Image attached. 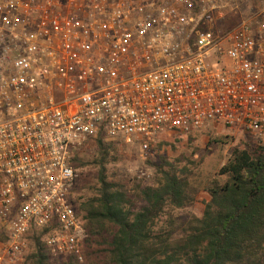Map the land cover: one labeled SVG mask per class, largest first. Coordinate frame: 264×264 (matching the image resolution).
Instances as JSON below:
<instances>
[{
	"label": "built area",
	"instance_id": "built-area-1",
	"mask_svg": "<svg viewBox=\"0 0 264 264\" xmlns=\"http://www.w3.org/2000/svg\"><path fill=\"white\" fill-rule=\"evenodd\" d=\"M0 0V264L34 229L83 261L74 160L100 136L150 150L222 125L264 144V0Z\"/></svg>",
	"mask_w": 264,
	"mask_h": 264
},
{
	"label": "trees",
	"instance_id": "trees-1",
	"mask_svg": "<svg viewBox=\"0 0 264 264\" xmlns=\"http://www.w3.org/2000/svg\"><path fill=\"white\" fill-rule=\"evenodd\" d=\"M94 143L98 189L79 211L90 240L108 244L110 264H264V145L235 150L202 187L186 168L164 163L153 185L127 189L108 176L115 142L100 136ZM189 207L196 212H184ZM51 231L30 232L27 264H51L43 241ZM61 264L79 263L70 256Z\"/></svg>",
	"mask_w": 264,
	"mask_h": 264
},
{
	"label": "rangeland",
	"instance_id": "rangeland-1",
	"mask_svg": "<svg viewBox=\"0 0 264 264\" xmlns=\"http://www.w3.org/2000/svg\"><path fill=\"white\" fill-rule=\"evenodd\" d=\"M258 0H247L238 7L229 10L225 21L218 23V29L233 27L238 20L247 16L258 7ZM95 140L84 145L76 156L74 167L78 174V180L73 191L78 211L81 202L92 197L97 192L98 168L92 164L96 156ZM258 145H264L254 136L237 129H228L222 125H212L199 132L187 135L172 134L160 136L151 146L150 150L142 152L138 142L115 143L117 150L116 161L107 165L109 179L124 185L127 189L135 186L153 185L157 179V166L168 163L186 168L192 183L202 187L214 174L226 165L235 150H251ZM206 195L200 192L201 198ZM184 212H196L195 207H189ZM182 212V213H184ZM82 216L84 228L85 219ZM86 230V228H85ZM0 232L4 229L0 227ZM87 232V230H86ZM82 252L83 261L79 264H110L106 253L108 244L90 240L87 232ZM6 236V235H5ZM46 237L43 241L46 244ZM90 240V241H89ZM6 242L0 241V248ZM31 251V243L28 240V248L22 259L16 264H27V257ZM70 256H54L51 254V264H61L68 261Z\"/></svg>",
	"mask_w": 264,
	"mask_h": 264
}]
</instances>
